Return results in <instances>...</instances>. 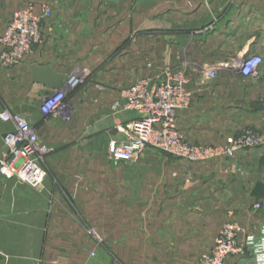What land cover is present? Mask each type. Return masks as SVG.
<instances>
[{
	"label": "crops",
	"instance_id": "1",
	"mask_svg": "<svg viewBox=\"0 0 264 264\" xmlns=\"http://www.w3.org/2000/svg\"><path fill=\"white\" fill-rule=\"evenodd\" d=\"M29 6L51 14L23 61L0 65V114L32 125L48 148L47 175L38 188L0 176V264H111L100 252L89 260L96 245L85 226H113V264H198L228 223L257 235L264 223V210H252L264 200V0H0V37L13 13ZM138 30L142 36L128 42ZM250 55L263 61L256 80L236 68ZM165 68L181 69L188 83L190 105L176 112L187 142L225 146L252 134L258 146L193 165L146 153L125 176H113L108 143L122 139L118 125L136 118L120 108L113 120V84L125 89ZM76 70L88 76L78 92L70 85ZM57 92L64 103L76 94L67 101L70 122L39 110ZM11 129L0 119V155ZM251 263L250 256L225 262Z\"/></svg>",
	"mask_w": 264,
	"mask_h": 264
},
{
	"label": "built area",
	"instance_id": "2",
	"mask_svg": "<svg viewBox=\"0 0 264 264\" xmlns=\"http://www.w3.org/2000/svg\"><path fill=\"white\" fill-rule=\"evenodd\" d=\"M51 11L42 7L36 15L32 6L13 13L0 37V65L4 69L17 66L40 42L41 22ZM261 59L259 56L242 58L236 68L244 78L258 79ZM215 76L214 71L209 77ZM77 81L71 80V87ZM65 94L57 92L44 98L39 110L44 117L57 115L68 120L64 104ZM120 108L134 112L136 118L116 127L122 139L111 140L107 146L109 157L115 163H131L146 150L153 149L177 157L189 165L208 162L224 156L233 158L237 151L254 148L259 139L247 134L231 139L225 146H202L190 144L179 133L176 112L190 105V94L176 70L165 68L155 79L140 78L121 91ZM0 119L12 126L3 138L5 152L0 155V176L31 188L43 184L47 175L45 158L48 148L39 143L37 134L28 120L17 113L2 112ZM252 210H264V200L252 204ZM244 235L241 241L240 237ZM250 256L251 264H264V223L257 235H247L236 223L226 224L209 253L202 255L198 264H225L230 257Z\"/></svg>",
	"mask_w": 264,
	"mask_h": 264
},
{
	"label": "rangeland",
	"instance_id": "3",
	"mask_svg": "<svg viewBox=\"0 0 264 264\" xmlns=\"http://www.w3.org/2000/svg\"><path fill=\"white\" fill-rule=\"evenodd\" d=\"M30 7V6H29ZM42 7H46V6H42ZM50 9V8H49ZM51 11V10H50ZM2 21V20H1ZM142 36V32L140 30H138L137 32H134L133 34H131L128 37V42H130V40H135L136 38H140ZM125 45H126V41L119 46L118 48H116L113 51V57L119 55L120 53L125 51ZM254 56H259V55H254ZM260 57V56H259ZM261 59V64L263 63L262 58ZM115 69L114 65H113V70ZM176 72L179 75V78L183 81V85L185 87V89L189 92L190 90L188 89V83L185 80V75L184 72L181 71V69H176ZM76 77L74 78V80L77 81L76 86L74 87L73 90H76L77 92L82 89L85 84L87 83V79L88 76L85 75L83 72L76 70L75 72ZM128 85V84H126ZM124 85H120V86H116L115 84H113V120L120 117L118 114L119 112H121L120 109V99H115V96L118 92L117 95L121 94V91L124 90ZM76 95V94H75ZM75 95L69 97L70 99H68L67 101L70 103V101H72L73 98H75ZM66 101V103H64L67 107L68 110V121H72L73 117H74V112H71L69 110V105L68 102ZM115 125L113 123V134L114 133V129ZM155 154V155H160L163 154V152L157 151V150H146L142 155L144 154ZM105 154L107 156L108 152L106 151ZM141 156V155H140ZM111 160V167L113 170V176H125V173L130 169L131 170V165L130 163H115L114 161ZM113 185H114V180H113ZM120 186V184L118 185V187ZM120 188V187H119ZM118 197H123V194H118ZM85 233L87 235V237H89L96 245V249L89 251V260L91 262H93L94 259H96V254L99 253L100 254V258H102L101 260H108L109 262H111V264H113V226H101V227H93V226H85L84 228Z\"/></svg>",
	"mask_w": 264,
	"mask_h": 264
}]
</instances>
